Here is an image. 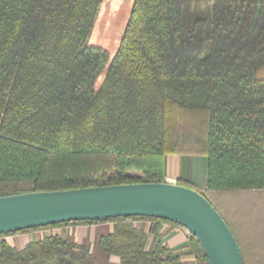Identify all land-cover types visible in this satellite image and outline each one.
<instances>
[{
    "label": "trees",
    "instance_id": "trees-1",
    "mask_svg": "<svg viewBox=\"0 0 264 264\" xmlns=\"http://www.w3.org/2000/svg\"><path fill=\"white\" fill-rule=\"evenodd\" d=\"M104 1L0 0V196L164 182V156L194 154L207 157L206 190L177 184L218 212L211 195L264 189V0H205L209 19L185 0H133L112 59L88 44ZM103 221L117 224L99 248L119 264H187L160 238V218L17 232ZM87 257L95 264L56 233L21 250L0 242V264Z\"/></svg>",
    "mask_w": 264,
    "mask_h": 264
},
{
    "label": "water",
    "instance_id": "water-1",
    "mask_svg": "<svg viewBox=\"0 0 264 264\" xmlns=\"http://www.w3.org/2000/svg\"><path fill=\"white\" fill-rule=\"evenodd\" d=\"M154 217L185 228L207 264H244L233 232L198 191L173 182L96 185L0 196V234L71 221Z\"/></svg>",
    "mask_w": 264,
    "mask_h": 264
},
{
    "label": "crops",
    "instance_id": "crops-1",
    "mask_svg": "<svg viewBox=\"0 0 264 264\" xmlns=\"http://www.w3.org/2000/svg\"><path fill=\"white\" fill-rule=\"evenodd\" d=\"M164 181L177 183L183 180L192 183L202 191L206 190L207 157L204 155H166L163 158ZM213 204L224 216L231 231L237 236L242 247L246 264H264V189L211 195ZM132 223L148 233L150 220L137 219ZM117 223L103 221L94 223H70L57 227L42 228L0 236L10 246L21 250L31 241H39L50 233L62 239L88 247L95 264H119L117 255L108 254L99 248L100 237L114 230ZM159 236L171 253L180 255L187 264H207L202 258V249L197 240L183 227L172 222L160 224ZM153 241L150 234L147 248ZM72 260L74 264H88Z\"/></svg>",
    "mask_w": 264,
    "mask_h": 264
},
{
    "label": "rangeland",
    "instance_id": "rangeland-1",
    "mask_svg": "<svg viewBox=\"0 0 264 264\" xmlns=\"http://www.w3.org/2000/svg\"><path fill=\"white\" fill-rule=\"evenodd\" d=\"M186 4L194 9L192 17H201L209 19V5L205 0H185ZM133 0H105L96 28L88 39L89 45L100 46L106 49L110 58L116 53L126 24L129 19ZM107 70V66L100 73L96 81V87L100 84ZM107 176L98 175L94 182H102Z\"/></svg>",
    "mask_w": 264,
    "mask_h": 264
},
{
    "label": "built area",
    "instance_id": "built-area-1",
    "mask_svg": "<svg viewBox=\"0 0 264 264\" xmlns=\"http://www.w3.org/2000/svg\"><path fill=\"white\" fill-rule=\"evenodd\" d=\"M192 236V235H191Z\"/></svg>",
    "mask_w": 264,
    "mask_h": 264
}]
</instances>
